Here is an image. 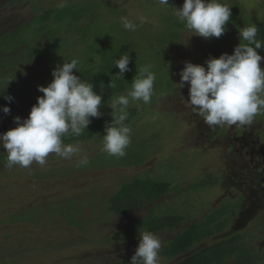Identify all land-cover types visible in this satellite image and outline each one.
<instances>
[{"label":"rangeland","instance_id":"obj_1","mask_svg":"<svg viewBox=\"0 0 264 264\" xmlns=\"http://www.w3.org/2000/svg\"><path fill=\"white\" fill-rule=\"evenodd\" d=\"M59 2L0 0V106L10 108L8 114L0 111V133L15 127L13 117L28 116L33 105L29 97L43 95L37 86H46L52 69L67 58L81 62L77 70L93 62L90 70L101 69L112 78L119 71L114 61L128 53L129 70L115 81L109 103L130 90L141 66L152 65L156 79L151 103H131L125 121L131 129L126 153L135 147L141 158L149 156L138 164L99 165L110 159L102 151L105 125L97 120L102 116L91 118L83 135L70 141L81 148L71 159L50 154L43 167L33 162L28 168H8L0 148V264H130L144 231L161 239L159 264H173L175 259L164 255L166 241L205 221L211 211L223 220V228L206 233L176 259L228 243L230 252L222 264H264V113L250 125L209 127L188 103L187 83L182 89L174 84L185 61L205 65L210 56L231 54L240 28L259 23L261 3L220 0L230 5V20L221 37L206 40L186 38L189 33L176 22L175 7L183 0H169L167 6L158 0H64L61 9L82 10L72 28L68 17L64 26L57 25L61 30L54 38L46 29L35 34L36 27L49 22L40 18ZM124 18L137 25L134 31L124 29ZM54 25L48 23L50 29ZM39 50L55 64L46 63ZM6 94L13 100L6 101ZM85 155L89 163L78 166ZM142 172L164 178L156 185L157 195L139 187L136 197L130 190L125 211L111 212L110 197L123 180ZM184 201L189 202L186 208L180 205ZM176 204L180 213L192 216L176 222L159 219V208ZM227 210L228 218L222 213ZM142 221L151 229L134 226ZM132 226L135 237L121 238L132 235L125 229Z\"/></svg>","mask_w":264,"mask_h":264},{"label":"clouds","instance_id":"obj_2","mask_svg":"<svg viewBox=\"0 0 264 264\" xmlns=\"http://www.w3.org/2000/svg\"><path fill=\"white\" fill-rule=\"evenodd\" d=\"M160 5H169V0H158ZM65 6L64 0L57 4ZM174 15L189 33L204 39L219 38L225 31L231 17L230 5L220 0H183L175 7ZM124 29L134 31L137 25L127 18L122 20ZM258 27L252 23L239 30V43L231 54L221 53L209 57L205 65L185 61L179 72V89L188 85V103L209 127L250 125L255 116L264 113V61L257 49H264V43L257 39ZM187 44V39L183 42ZM128 53L114 61L118 72L112 75L108 87L115 88L116 80L123 79L129 70ZM78 61L71 59L52 69V80L38 85L43 95L36 97L28 116L13 117L15 127L0 133V148L6 153L5 166L30 167L33 162L46 165L50 154L65 159L77 156L78 144L65 143L69 137H80L91 123V118L102 115V96L94 91L92 82L75 75ZM152 65H144L131 81L126 94L114 98L111 104V121L105 124L102 151L109 156L124 157L130 144V127L125 123L129 106L134 102L151 103L154 94L155 73ZM3 93V92H0ZM12 101L11 95H4ZM4 114L10 112L7 105L0 106ZM88 157L83 156L78 166H86ZM161 239L150 231L138 235V245L130 258V264H159Z\"/></svg>","mask_w":264,"mask_h":264},{"label":"trees","instance_id":"obj_3","mask_svg":"<svg viewBox=\"0 0 264 264\" xmlns=\"http://www.w3.org/2000/svg\"><path fill=\"white\" fill-rule=\"evenodd\" d=\"M81 11L82 10L80 9L74 10L71 7H68V8L65 7L64 9L56 8L53 10H49L48 12H46L47 13L46 18H42L41 15H38V17L39 16L41 17L40 18L41 22L44 20L45 21L49 20L48 23H51V22L55 23L56 27L54 25L55 28L50 29L48 26V23H42V24L39 23L40 25L34 29V32L35 34H37L46 29L48 30L47 35L50 34L52 38H54V35L58 32V30H61L60 26H57V25L61 23V25L64 26L66 22H63V19H65V21H68L66 18L69 17V21L71 20L72 22L67 25L68 27L72 28V25L75 24L76 17L80 14ZM176 22H178V20ZM57 27L58 29H56ZM257 27H258L257 39L261 40V42L264 43V26L257 24ZM3 41H6V39H3ZM257 51L259 53H264V49H257ZM38 54L43 58V60L46 63H52V65L55 64L54 60L51 62L48 57L43 56V53H41L40 50ZM71 59H74V58H67L66 60L70 61ZM91 63H89L88 66L85 65V67H79L78 72L77 71L75 72L74 70L73 72L75 75L77 73H81L82 76H80V78L84 79L85 81L92 82L94 91L101 94L102 104H101L100 111L102 113L101 115L102 117L98 118L97 120L101 122L103 125H105L107 123L106 122L107 120L110 121L112 119L110 115L111 109L110 107H108L107 104H111L109 103L110 96H112V93L115 92V88L113 89V88L108 87L109 81L114 79V77L111 78L110 75L103 74V71L101 69L98 72H95L96 71L95 69L90 70V67L94 65ZM80 64L81 62H78V65ZM102 67H105V66H102ZM29 100H31L32 104L36 103L35 97H29ZM127 124H130V122ZM72 139H76V137H72V138L69 137L68 139H65V142L70 143ZM139 156L140 154L136 153L135 147H133L131 151L129 150L128 153H126L124 157L110 156V159H106L103 163L99 165L112 164V165L121 166V165L138 164V163L143 162L146 159V157H148L149 155L144 158H141V156L140 158H137ZM118 159L123 160V161L114 163ZM149 177L150 176H148L146 172H142V174L140 175L138 174L134 179L127 180V181L123 180V182L120 181V183L122 182V187L119 190H117L112 197H110L109 206H108L109 210L111 212L112 211L121 212V213L124 212L125 208L127 207L126 205L127 199H128L127 195L129 194L130 190L131 191L134 190L135 191L134 195L137 197L140 194L139 187H142L143 192L147 193L151 197L157 195L158 191H157L156 185L161 184L160 182H162L164 178H159L157 177V175L155 177H151V178ZM164 185H168L169 187V184H164ZM187 204H189V202L184 201L180 205H183L186 208V206H188ZM157 212L159 214L157 216L159 217L160 220L172 219L173 220L172 222H176L178 221V219H181L184 217L192 216L189 213H184V211L182 210L180 213L178 211V204H176L175 206L174 205L169 206V208L167 209L159 208V211ZM222 213H223V217H226V218L229 217L230 213L228 210L225 211V213L224 212ZM215 216H216V212L215 213L214 211H211L209 213L207 212V215H206L207 219L205 221L196 222L193 225L188 226L187 229H185L182 233H179L177 236L168 239L166 241V246L164 250L165 257L167 259H175L173 264H222L223 259L225 258L226 254L230 252L226 248V245L228 243L213 244V246L207 247L206 250L202 251L201 254H198V255L193 254L190 257H186V258L183 257L180 259L179 258L176 259V257L180 255L181 253L188 251L189 249H192L196 240L202 238L204 235H206V233H209L213 231L214 229L220 230L223 228L224 226L223 220H220L218 217L215 218ZM12 217L15 218L14 215H12ZM210 217L212 218V220H208V218ZM70 222L77 223L74 220H71ZM134 226H137V227L139 226L141 229H144V227L151 229V227H148L149 225L145 221H142V223L138 222ZM132 228L133 226L127 227L125 229H127L129 234H132L133 233ZM131 237H135V235L127 234L125 236H122L121 238L129 239ZM125 262L127 263V261L122 260L120 264H125Z\"/></svg>","mask_w":264,"mask_h":264},{"label":"flooded vegetation","instance_id":"obj_4","mask_svg":"<svg viewBox=\"0 0 264 264\" xmlns=\"http://www.w3.org/2000/svg\"><path fill=\"white\" fill-rule=\"evenodd\" d=\"M258 2L261 3V6L263 8V14L261 16V19H260L258 25L260 24V25L264 26V0H258Z\"/></svg>","mask_w":264,"mask_h":264}]
</instances>
